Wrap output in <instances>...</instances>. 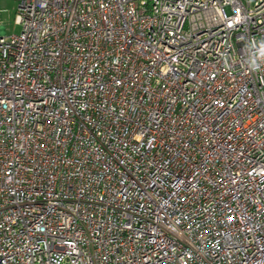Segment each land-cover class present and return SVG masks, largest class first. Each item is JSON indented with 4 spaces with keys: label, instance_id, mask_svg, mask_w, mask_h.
<instances>
[{
    "label": "built area",
    "instance_id": "obj_1",
    "mask_svg": "<svg viewBox=\"0 0 264 264\" xmlns=\"http://www.w3.org/2000/svg\"><path fill=\"white\" fill-rule=\"evenodd\" d=\"M15 26L0 264H264V0H22Z\"/></svg>",
    "mask_w": 264,
    "mask_h": 264
},
{
    "label": "rangeland",
    "instance_id": "obj_2",
    "mask_svg": "<svg viewBox=\"0 0 264 264\" xmlns=\"http://www.w3.org/2000/svg\"><path fill=\"white\" fill-rule=\"evenodd\" d=\"M21 1L0 0V28L6 37L20 33V26H15V16Z\"/></svg>",
    "mask_w": 264,
    "mask_h": 264
},
{
    "label": "crops",
    "instance_id": "obj_3",
    "mask_svg": "<svg viewBox=\"0 0 264 264\" xmlns=\"http://www.w3.org/2000/svg\"><path fill=\"white\" fill-rule=\"evenodd\" d=\"M0 35H4L3 34V29L0 28Z\"/></svg>",
    "mask_w": 264,
    "mask_h": 264
}]
</instances>
